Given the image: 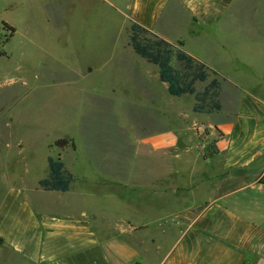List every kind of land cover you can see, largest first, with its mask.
Returning a JSON list of instances; mask_svg holds the SVG:
<instances>
[{"label": "crops", "instance_id": "1", "mask_svg": "<svg viewBox=\"0 0 264 264\" xmlns=\"http://www.w3.org/2000/svg\"><path fill=\"white\" fill-rule=\"evenodd\" d=\"M234 2L119 1L130 21L216 70L186 44L219 46L239 76H253L254 87L228 83L219 71L220 110L194 111V95L168 93L158 67L123 37L110 56L122 82L99 92L85 87L84 107L103 112L76 114L80 144L72 135L48 143L69 139L53 157L72 175L70 189L40 188L48 167L31 185L21 174L6 185L0 264H133L139 261L128 252L137 248L146 259L159 252L157 264H264V77H256L264 76V55L238 54L264 37L221 35L235 18ZM113 108L119 126L83 125L107 119ZM147 230L160 238L157 248L148 247Z\"/></svg>", "mask_w": 264, "mask_h": 264}, {"label": "rangeland", "instance_id": "2", "mask_svg": "<svg viewBox=\"0 0 264 264\" xmlns=\"http://www.w3.org/2000/svg\"><path fill=\"white\" fill-rule=\"evenodd\" d=\"M119 1L0 0V197L8 182L19 174L27 185L45 175L47 156L58 152L55 146L48 147L55 137L72 135L80 144L82 130L76 114L82 110L92 114L104 110L84 107L86 95L91 94L85 87L99 92L104 86L122 82L123 76L111 70L115 60L110 62V56L121 51L123 37L128 40L132 21L126 16V6H119ZM230 13L235 18L223 26L222 36L237 31L243 40L245 37L259 41L264 37V0H235ZM9 27L14 28L13 33ZM175 44L178 46V42ZM254 44L250 53L244 46L238 54L264 55V44ZM234 45L238 46L236 42ZM230 46L231 49L233 44ZM186 48L202 51L211 67L217 68L214 70L225 73L223 78L228 83L254 87L250 78L253 76H239L230 56L222 54L219 46L208 42L201 49L189 44ZM173 64L179 67L174 59ZM219 74L209 71L205 81L194 83L195 89L203 91L213 78L221 84ZM115 111L108 110L105 120L84 119L83 125L119 126ZM144 232L149 234L148 247L157 248L160 238L150 230ZM128 253L142 264H157L160 257L155 251L146 259L140 248Z\"/></svg>", "mask_w": 264, "mask_h": 264}, {"label": "trees", "instance_id": "3", "mask_svg": "<svg viewBox=\"0 0 264 264\" xmlns=\"http://www.w3.org/2000/svg\"><path fill=\"white\" fill-rule=\"evenodd\" d=\"M9 28L13 33L14 28ZM129 44L138 55L158 67L159 80L167 83L168 93L175 96L185 93L194 95L193 110L197 112L210 113L220 110L218 95L221 84L217 78L211 79L201 92L196 91L194 86L196 81H205L209 71L213 74L219 73L209 68L204 61L185 53L180 48V43L176 46L140 24L131 22ZM173 59L179 67L174 66ZM68 141L67 138H58L54 145L63 148ZM47 167L48 175L38 180L39 187L45 191H68L73 177L65 169L64 163L59 158L48 156Z\"/></svg>", "mask_w": 264, "mask_h": 264}, {"label": "built area", "instance_id": "4", "mask_svg": "<svg viewBox=\"0 0 264 264\" xmlns=\"http://www.w3.org/2000/svg\"><path fill=\"white\" fill-rule=\"evenodd\" d=\"M204 144V143H203ZM259 179L262 180L264 182V168L259 176Z\"/></svg>", "mask_w": 264, "mask_h": 264}, {"label": "water", "instance_id": "5", "mask_svg": "<svg viewBox=\"0 0 264 264\" xmlns=\"http://www.w3.org/2000/svg\"><path fill=\"white\" fill-rule=\"evenodd\" d=\"M133 264H141V263H139V262H134Z\"/></svg>", "mask_w": 264, "mask_h": 264}]
</instances>
